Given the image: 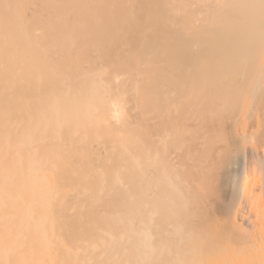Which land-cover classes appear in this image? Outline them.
Listing matches in <instances>:
<instances>
[{"label": "bare ground", "instance_id": "1", "mask_svg": "<svg viewBox=\"0 0 264 264\" xmlns=\"http://www.w3.org/2000/svg\"><path fill=\"white\" fill-rule=\"evenodd\" d=\"M157 1L0 0V264H264V0Z\"/></svg>", "mask_w": 264, "mask_h": 264}, {"label": "rangeland", "instance_id": "2", "mask_svg": "<svg viewBox=\"0 0 264 264\" xmlns=\"http://www.w3.org/2000/svg\"><path fill=\"white\" fill-rule=\"evenodd\" d=\"M157 2H162V0H159V1H157ZM226 2H228L229 4H231V5H235L236 3H237V0H227ZM155 3V2H154ZM155 4H157V3H155ZM154 4V5H155ZM229 16L231 17V15L229 14ZM124 17V16H123ZM215 18L218 20V21H220L221 23H224L225 22V20L228 18V14H227V12H222V11H219L218 9H216L215 10ZM231 19H232V17H231ZM217 21V22H218ZM255 24H257V22L255 23ZM255 28V27H254ZM253 33H254V35H255V31H253V32H250L249 34L247 33V34H245V32H242L241 33V35H240V38H239V40L238 41H236L235 43H233V44H229V43H227L223 38H219V37H215V52L217 53L218 51V53H220V54H222V53H225V52H229L228 54L230 55V57H231V59L232 60H234V61H236V63H237V60H236V58L238 59V61H239V58H240V60H241V54H244V53H247L248 51L249 52H251L252 53V50H251V48H252V46H253V44L255 45L256 44V42H255V40H253V39H251V38H254V36H253ZM245 36V37H244ZM151 37V36H150ZM168 37H171V38H169L170 40H176V39H178V34H175V33H173V34H170ZM244 37V38H243ZM243 38V40H246L245 38H247L248 40H249V42L248 43H246L248 40H246V42H244L243 40H241L240 41V39H242ZM150 39H152V37L150 38ZM253 41V42H252ZM240 42V43H239ZM255 42V43H254ZM245 43V45H246V47H244L245 45H242V44H244ZM249 44V45H248ZM150 44H148V46H145V48H144V50H149L150 51V49L153 47H151V46H149ZM247 46H249V47H247ZM149 47H151V48H149ZM248 48V49H247ZM153 49V48H152ZM232 51H231V50ZM246 51H245V50ZM154 50V49H153ZM228 50H230V51H228ZM251 50V51H250ZM251 53H250V55H251ZM249 54V53H248ZM192 56V55H191ZM190 55H188L187 53H185L184 51H182V50H179V51H173V52H171V54H169V52H168V55H166V56H164V58L162 57L161 58V60L163 61L164 59H165V57L166 58H168L169 60L171 59V60H173V61H176V62H180L181 60H183V61H185L187 64H190V62H193V60H196V57L195 56H193V57H191ZM237 56H239V58L237 57ZM249 56V55H248ZM244 57V56H243ZM242 57V58H243ZM251 57V56H250ZM187 58V59H186ZM245 58V57H244ZM242 59V60H244V62H245V60L246 59ZM248 58V57H247ZM252 59H253V57H251ZM167 59V61H169ZM189 59V60H188ZM247 61V63L248 62H250V61H248V60H246ZM164 62H165V60H164ZM252 62H253V60H252ZM234 63V62H233ZM239 63V62H238ZM242 63H243V61H242ZM246 63V64H247ZM241 64V61H240V63H239V65ZM228 68H225L224 66H221V65H218L217 63H215V72H212L211 73V75H210V78L207 80V82L208 83H210L211 85H209V90H211V89H214L215 88V93H218L220 90H221V88H220V86L218 85V81L220 80V78H221V76H222V74H221V72H224L225 70H227ZM185 70V69H184ZM183 70V71H184ZM181 72L183 75H181L182 76V79L184 80V78H185V80H184V82H189L190 80V76L191 77H193L192 76V74H189L188 73V71H187V73H188V75L186 74L185 75V73L184 72ZM184 77V78H183ZM215 80V82H213ZM197 81V80H196ZM196 81H195V83H196ZM200 81V80H199ZM198 81V82H199ZM191 82L192 81H190V84L189 85H191ZM197 82V83H198ZM202 83V82H201ZM214 83H215V85H214ZM189 92V91H188ZM222 92H223V94L221 95V98L220 99H216L215 101L216 102H218V104L219 103H221V102H223V101H225L226 100V91L225 90H222ZM262 97H264L263 95H262ZM262 100H264L263 98H261V100L259 101V102H261V103H263V101ZM221 105H216V109L218 110V113L217 114H219V115H222V113L223 112H221L220 111V109H221Z\"/></svg>", "mask_w": 264, "mask_h": 264}]
</instances>
